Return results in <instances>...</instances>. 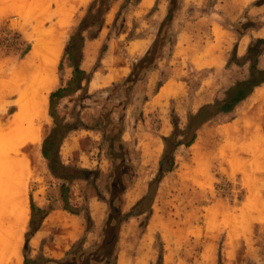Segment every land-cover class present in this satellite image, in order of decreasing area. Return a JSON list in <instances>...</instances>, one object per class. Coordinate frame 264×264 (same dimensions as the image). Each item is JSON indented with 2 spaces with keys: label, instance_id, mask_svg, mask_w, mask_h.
Here are the masks:
<instances>
[{
  "label": "rangeland",
  "instance_id": "374dc122",
  "mask_svg": "<svg viewBox=\"0 0 264 264\" xmlns=\"http://www.w3.org/2000/svg\"><path fill=\"white\" fill-rule=\"evenodd\" d=\"M169 1L156 0L153 15L151 8H136L127 0L113 3L111 11L116 13L121 4L123 8L115 23L110 14L104 16L102 35L107 33L112 40L102 54L101 30L84 33V40L98 38L96 48L86 49L82 66L93 76V83L85 90L54 98L51 108L57 122L72 126L59 148L61 163L90 173L76 172L85 178L64 183L49 173L41 145L54 127L49 95L71 77L65 46L91 0L75 7L71 0H0L1 125L15 111L10 76L30 50L32 37L55 32L62 36L54 84L46 92L48 124L40 128L38 160L29 158L24 190L32 202L59 209V187L64 183L69 207L88 209L93 226L84 234L83 213L55 212L48 219L49 230L41 245L46 257L63 258L64 254L59 255L82 235L84 251L93 250L101 238L115 171L125 187L118 205L123 214L132 213L157 172L161 138L172 130L170 118L174 115L182 127L188 114L221 100L228 87L248 76L247 48L257 39L264 40V0L246 6L235 0H174L177 9L162 31L165 43L155 65L137 75L133 83L124 84L132 64L145 53L144 48L132 51L128 42L142 37L150 45ZM65 6L69 17L65 28L58 22L51 24L53 8L58 20L60 7ZM199 16L203 21L192 24ZM241 35L245 45L237 51ZM259 50L257 68L264 69V45ZM165 81L169 92L153 100L157 83ZM119 141L123 159L117 157L113 164L108 145ZM113 153L120 154L116 149ZM1 223L4 228L9 225L6 219ZM30 248L36 250L35 240ZM160 254L162 264H264V83L231 112L219 113L202 124L194 142L177 149L175 167L158 184L150 209L122 223L116 264H155Z\"/></svg>",
  "mask_w": 264,
  "mask_h": 264
},
{
  "label": "trees",
  "instance_id": "16d2710c",
  "mask_svg": "<svg viewBox=\"0 0 264 264\" xmlns=\"http://www.w3.org/2000/svg\"><path fill=\"white\" fill-rule=\"evenodd\" d=\"M117 0H91L88 4L87 12L80 21L75 33L69 37L67 45L64 49V54L67 56L69 67L71 68V77L67 80L64 87H60L53 91L49 95V116L53 119L54 127L49 135L43 140L41 145V155L46 161L47 169L49 173L65 182H71L75 179H84L85 177L78 173H90L86 169H77L61 163L59 148L61 142L72 130V126L69 124H63L56 121L55 115L52 112V102L54 98H61L66 96L71 91L85 90L87 83L91 76L80 68L82 59V48L84 43V33L88 30L99 32L104 24V16L110 10L113 3ZM128 4L135 3L136 5L140 0H127ZM99 3V4H97ZM127 4V5H128ZM123 4L120 5L119 9L115 13L113 22H117L121 15V9ZM176 5L174 0L169 1V7L167 9L166 16L161 21L158 31L155 34L150 46L145 53L132 64L131 72L124 78L123 83H133L132 81L137 75L141 74L148 68L155 65V61L161 54V49L165 43V39H161L162 31L165 26L171 22L175 12ZM154 10L151 8L150 13ZM95 38V37H93ZM264 45L263 39H257L251 43L245 55V61H250L249 72L247 78L241 81L235 82L232 86L228 87L224 91L223 98L221 100L214 101L213 103L205 104L200 106L195 112L190 113L186 117V121L182 127L175 116L170 118V124L172 130L170 134L161 138L162 152L158 161L157 172L154 178L148 183L146 193L136 202L132 208V213L123 214L120 206L118 205V199L120 201V195L123 193L125 187L121 184V178L118 171H115L116 177L112 181L111 189L109 191V200L107 201V216L104 220L101 229L100 241L96 244L95 248L89 252L84 251L82 248L84 235L77 239L71 244L69 250L64 253L63 258L58 260L44 256L41 252H38L34 257L30 258L24 255L23 264H116V249L119 236V230L123 222L128 217L145 213L150 209L151 201L158 188V184L161 179L167 173L173 171L175 167V153L180 146L189 147L196 138V131L199 127L212 119L219 113L231 112L240 102L245 100L255 88L261 86L264 83V69L257 68V58L260 55L259 48ZM106 50L105 44L100 49V54ZM161 86V83H157V88ZM103 134V131L100 129ZM104 138V136H103ZM117 138V136H116ZM115 138L112 140L114 141ZM120 141L117 145L110 143L109 150L112 152L108 153V158L113 162L116 161L117 157L123 159ZM117 156L115 155V152ZM109 151V152H110ZM123 161L118 165H122ZM115 182V183H113ZM62 183L59 187V197L62 203V209L70 214L78 215L83 213L85 221L84 234L90 232L93 226V220L90 216L88 209L79 207L78 210H73L69 207L67 200V186ZM116 184V185H115ZM120 186V187H119ZM119 187V188H118ZM30 208V220H29V231L25 235V242L38 230L42 220L45 218L47 211L40 209L34 205L32 199L29 198ZM39 214V219L35 222L34 216ZM26 251V248L23 252ZM155 264H162V255L160 254Z\"/></svg>",
  "mask_w": 264,
  "mask_h": 264
},
{
  "label": "bare ground",
  "instance_id": "6f19581e",
  "mask_svg": "<svg viewBox=\"0 0 264 264\" xmlns=\"http://www.w3.org/2000/svg\"><path fill=\"white\" fill-rule=\"evenodd\" d=\"M149 1L146 0L147 3ZM61 45L62 36L57 32L32 37L30 50L10 76L11 93L15 95V111L3 125L0 124V195L13 193L19 202L13 228L0 230V264L16 254V246L19 244L22 222L27 212L23 188L29 158L38 160L36 147L40 140V128L48 124L46 92L54 84L53 72ZM168 92V89L162 88L160 94L165 96ZM26 147H30L28 153L19 152ZM248 199L249 202L253 201L252 197Z\"/></svg>",
  "mask_w": 264,
  "mask_h": 264
},
{
  "label": "crops",
  "instance_id": "0c3cea01",
  "mask_svg": "<svg viewBox=\"0 0 264 264\" xmlns=\"http://www.w3.org/2000/svg\"><path fill=\"white\" fill-rule=\"evenodd\" d=\"M83 0H71L70 2V5H74V7L77 5V4H80ZM238 4H242V5H247L249 2L253 1V0H235ZM156 0H150L148 3L146 2V0H140V2L137 4V7L136 8H141L143 10H148L149 8H153L154 6V10L151 12V14H155L157 12V6H156ZM117 2H115L116 4ZM264 3V2H263ZM259 5H262V4H259ZM116 6V5H115ZM258 6V5H257ZM70 7V6H69ZM61 8V11H59V15L61 17V19H58L57 20V16H54L56 13L54 11V8H53V17L50 19V22L51 24L55 25L56 22H58V24H61V25H58V26H63L65 28V25H63L64 23L68 22V9L66 10V6L63 8V7H60ZM112 8V7H111ZM111 8L110 10L105 14V17L108 16L109 14L111 15V22H113V19H114V15H115V11H111ZM111 11V12H110ZM202 16H204V14H202ZM202 16H199L197 18H194L192 20V24H198V22H201L203 21L202 19ZM212 28H214V24L212 23ZM221 30L222 27H221ZM224 32V31H223ZM101 34V38H102V41L104 40V44L106 46V50L108 49L107 45L111 44L110 43V40H112L111 36L109 37L110 40L107 39V33H104V35H102V30L101 32L99 33ZM224 34V33H223ZM100 36V35H99ZM224 36V35H222ZM221 36V37H222ZM244 38V35L240 36L239 39L237 40L238 41V46H237V51L240 50L242 51L244 49V45H245V41L242 42ZM98 38H93V40H85L84 43H83V48H82V59H81V63H80V68L82 69V66H83V63H84V57L86 56V49H90V47H93V48H96V42H97ZM101 41V42H102ZM242 42V43H241ZM241 43V45H240ZM151 44V43H150ZM239 45H240V49H239ZM90 46V47H89ZM128 46L132 49V51H136V50H140V49H145L147 50L148 47L150 46L149 43L147 44L146 43V40L145 38H142V37H139V38H134L133 40H130L128 42ZM105 50V51H106ZM144 50V52H145ZM238 54V52H237ZM157 69V68H155ZM82 70H85V69H82ZM157 70H155L156 72ZM70 75H71V69L69 71ZM151 72H149L150 74ZM69 76V75H68ZM65 77V78H68ZM93 76H91L89 82L87 83V87H90V85L93 83V79H92ZM69 79V78H68ZM94 88H97L96 86ZM162 88H165L167 89L168 88V85H167V81L163 82L161 84V86H159L158 88H156L155 91H153V94H152V99L155 100V99H158V98H163V96L160 94L161 93V90ZM161 96V97H160ZM25 187V186H24ZM1 192V191H0ZM7 194L5 195H0V200H5L4 201V206L1 207L2 205H0V230H4V225L1 223L3 221V219H6L8 220L9 222V225L7 228H13L12 225L15 223L17 217H16V206L18 205V200H16V198L13 196L14 194L12 193L11 195H8L6 196ZM23 197H25V205H26V218L25 220L22 222V229L20 231V240H19V244L16 246V254L13 255V257L11 256V258L8 257V259L4 262V264H23V259H24V255H27L28 257L32 258L34 257L38 251H41L42 254L43 251L41 249V245H43V242L45 241V238L47 237V233H46V230H49V226L50 224L47 223L48 222V219L50 218V216H52V214H54L55 212L57 211H63V212H67L65 210L61 208L59 209H52V210H49L47 208L44 207V205L40 204V203H34V205L40 209H45L47 211V214L45 216V218L42 220L39 228L37 231H35V233L29 238V240L27 242H25V235L26 233L29 231V220H30V208H29V198L30 195L24 190L23 188ZM7 208H6V206ZM11 210V211H7L6 210ZM8 213V214H7ZM68 213V212H67ZM4 216H3V215ZM6 214V215H5ZM70 214V213H69ZM70 215H73V214H70ZM11 224V226H10ZM35 240V247H36V250L34 251H31L30 249V246H31V242ZM72 242V241H71ZM74 242V241H73ZM72 242V243H73ZM71 243V244H72ZM26 248V251L23 252V250ZM69 248V246L66 247V249H64V251L59 255H63L67 249ZM30 251L33 253L31 254ZM46 255V254H45ZM49 258H57L53 255H48Z\"/></svg>",
  "mask_w": 264,
  "mask_h": 264
},
{
  "label": "water",
  "instance_id": "95a60500",
  "mask_svg": "<svg viewBox=\"0 0 264 264\" xmlns=\"http://www.w3.org/2000/svg\"><path fill=\"white\" fill-rule=\"evenodd\" d=\"M259 3H261V2H257V3H255V5H259Z\"/></svg>",
  "mask_w": 264,
  "mask_h": 264
}]
</instances>
